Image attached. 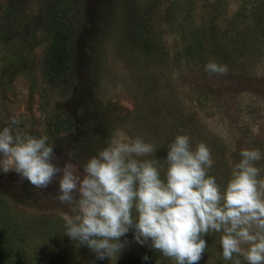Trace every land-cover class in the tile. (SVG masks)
<instances>
[{
	"label": "rangeland",
	"instance_id": "rangeland-1",
	"mask_svg": "<svg viewBox=\"0 0 264 264\" xmlns=\"http://www.w3.org/2000/svg\"><path fill=\"white\" fill-rule=\"evenodd\" d=\"M13 116L48 136L60 163L75 149L81 167L113 133L141 137L162 177L168 146L186 134L210 148L209 175L226 187L241 150L264 154V0H0V130ZM257 166L264 178V158ZM19 182L0 172V264H175L134 229L120 254L97 259L64 234L71 206L58 182ZM221 236L205 237L198 264H247L223 259Z\"/></svg>",
	"mask_w": 264,
	"mask_h": 264
},
{
	"label": "clouds",
	"instance_id": "clouds-1",
	"mask_svg": "<svg viewBox=\"0 0 264 264\" xmlns=\"http://www.w3.org/2000/svg\"><path fill=\"white\" fill-rule=\"evenodd\" d=\"M210 74H226L227 66L209 62ZM11 117L0 130V172H15L37 189L58 182L57 199L70 205L64 234L87 246L97 259L120 254L134 229L141 245L175 264H198L206 252V236L222 233L223 259L243 256L247 264H264V178L257 163L259 149H243L226 187L209 175L214 160L200 142L177 135L168 146L163 177L157 147L141 137L113 133L107 146L81 167L73 163L75 149L60 163L48 136L35 137ZM145 158V159H141ZM247 246V247H245ZM149 259L148 256L143 257ZM234 264H241L236 258Z\"/></svg>",
	"mask_w": 264,
	"mask_h": 264
},
{
	"label": "trees",
	"instance_id": "trees-1",
	"mask_svg": "<svg viewBox=\"0 0 264 264\" xmlns=\"http://www.w3.org/2000/svg\"><path fill=\"white\" fill-rule=\"evenodd\" d=\"M64 12L67 13L66 10H63V13H64ZM68 14H71V12H68ZM64 15H67V14L64 13V14H63V17H64ZM75 16H76V14H75ZM67 19H69V21H68V22H65V24H66L67 27L70 28L69 31H70L71 33L76 32V31H75L76 28H74V26L71 27V25H72V20H71V19H72V14L69 15V17H68ZM70 23H71V25H70ZM70 32H69V33H70ZM60 34H62V32H61ZM67 40H69V35H67V36H62V38H61L62 44H65V43L67 42ZM61 47H62L61 45H60V46H56V50L58 49V51H61ZM50 66H55V64H50Z\"/></svg>",
	"mask_w": 264,
	"mask_h": 264
}]
</instances>
